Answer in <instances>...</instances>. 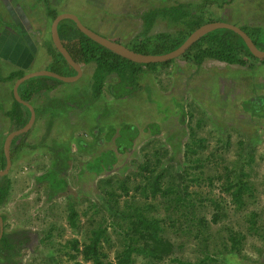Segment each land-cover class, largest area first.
I'll return each instance as SVG.
<instances>
[{
    "label": "rangeland",
    "instance_id": "rangeland-1",
    "mask_svg": "<svg viewBox=\"0 0 264 264\" xmlns=\"http://www.w3.org/2000/svg\"><path fill=\"white\" fill-rule=\"evenodd\" d=\"M43 1L0 0V148L12 128L11 118L4 115V111L12 106L14 100L12 82L4 81L1 76L8 75L16 66L22 67L14 50L16 47L20 48V45L31 50L30 54H23L27 56V60L23 59L27 62L26 71L50 70V56L45 47L52 45V19L47 2ZM202 1L50 0L48 3L58 14L73 13L89 29L129 47L131 40L143 31L141 14L144 11L176 3L196 7ZM207 8L212 9L208 14H212V18L217 21L229 22L239 27L243 23L264 27V0H232L221 7L209 4ZM182 27L158 19L149 35L162 31L175 33ZM35 32H41L40 42H37L39 37L33 35ZM3 47H6L5 50ZM3 54L6 56L2 57ZM252 60L255 62L251 67L230 66L211 59L196 67L176 58L165 68L142 74L138 80L141 88L127 92L131 93L129 100L118 99L113 103L108 87L120 89L123 85L119 84V78L115 74L109 75L104 89L105 96L93 101L92 72L95 64L91 62L83 66L82 76L77 81L61 82L51 92L45 90L35 94L30 103L36 111V119L23 142L27 145L37 144V147L21 152L12 165L8 174L12 179L10 196L0 210V214L6 217L7 232L25 231L30 236L29 242L13 257L20 259L22 264H47V252L51 244L45 246L41 242L49 226L53 224L65 227V238L74 233L65 220L67 210L64 193L78 194L77 201H81L82 197L97 198L98 179L107 175L123 177L137 171L136 164L142 163L144 159L142 147L149 145L151 148V145H155V148L162 151L168 149L169 156L173 155L174 159H163L164 165L169 161L174 164L186 161L188 164L184 158V144L189 141L185 114L191 111L194 116L193 121L189 122L191 125H195L198 118L202 119L201 126L195 128V138L203 139L205 148L197 147L198 155L204 158L213 152V158L221 171L224 165L231 169L236 163L243 164L248 173L246 180L253 184L254 197L248 200V210H256L259 214L257 226L262 234L250 231L246 221L223 219L220 228L233 225L234 229L245 234L242 253L247 257L230 255L229 262L264 264V96L261 93L264 91V61ZM65 71L67 76L74 75L70 69ZM45 79L47 76L32 78L31 86L40 84ZM103 99L106 103H100ZM40 113L48 114V119L39 121ZM122 122L127 123L128 127H135V135L126 127L123 128ZM94 125H101L104 134L97 132ZM120 127L118 140L124 144L117 146L113 139L118 135L116 128ZM86 129L89 133H86ZM91 131H96V136H91ZM131 134L132 140L129 141ZM76 137H82L85 145L78 146ZM67 145L73 160L65 173H60V176L68 178L67 188L64 193H56L50 198L47 188L51 180L47 174L53 170L52 157L55 151H62V146ZM247 145H252L253 148V161L249 165L245 161V154L249 151ZM108 151L114 153L115 159L110 168L103 169L101 174H94L84 168L88 162L96 164V169L105 166L104 162L112 156L110 152V156L107 155ZM202 188L204 191L209 190L207 184H203ZM212 193L218 197V185ZM139 200L143 201L144 197ZM147 200L160 202L159 197L155 200L149 197ZM24 201L34 202L30 213L33 218L39 217L29 225H23L17 219L24 211L18 206ZM86 204L87 201L78 208ZM75 235L81 237L79 234ZM179 241L175 240V243ZM194 249L195 244L192 242L190 247L176 249L175 253L192 259L196 253L192 252ZM53 251L61 258L57 264H73L66 255ZM110 258L113 260L112 255ZM79 261L81 264H91Z\"/></svg>",
    "mask_w": 264,
    "mask_h": 264
},
{
    "label": "trees",
    "instance_id": "trees-1",
    "mask_svg": "<svg viewBox=\"0 0 264 264\" xmlns=\"http://www.w3.org/2000/svg\"><path fill=\"white\" fill-rule=\"evenodd\" d=\"M44 1L47 2L49 16L54 19L57 11L49 7L48 0ZM231 1L203 0L196 7L187 3H176L148 9L141 14L143 31L131 40L129 48L144 54L167 53L181 45L189 34L202 24L217 21L212 18V14H208L209 10H212L207 8L209 4L221 7ZM158 19L183 27L175 33L162 31L149 35ZM243 24L240 28L259 49L264 50V27ZM58 31L64 46L75 61L83 64L94 62L93 101L98 100L104 92L109 75L115 74L119 78V84L123 85L120 88L122 92L118 89V94L133 92L141 88L138 80L142 74L165 68L175 60L150 64L132 62L88 38L70 20L61 21ZM48 52L52 55V71L66 75L65 69H70L75 73L53 43L48 46ZM178 58L196 67H200L207 59L224 62L230 66L248 67L255 62L252 58L264 61L250 53L237 33L224 28L205 34ZM24 73L23 70L12 71L2 79L13 81ZM47 79L34 86H31L30 79L20 85L21 97L30 102L35 94L53 89L61 83L51 77ZM116 90L117 87L110 89L111 92ZM7 114L15 128L24 126L29 119V111L15 99ZM185 115L189 141L184 144V158L188 164L186 161L171 163L174 156H169L168 149L162 151L155 148V145H151V148L146 145L142 147L144 159L142 163L136 164L137 171L131 174L133 176L107 175L98 179L97 198L82 197L81 201H77L78 194L64 193L68 178L60 176V173H65L73 156L69 154L68 145L62 146V151H55L52 157L53 170L47 174L51 180L47 190L50 191V198L59 192L65 194V220L68 227L81 237L73 233L65 238V227L50 225L41 242L45 246L51 244L47 252V264H57L61 259L53 250L66 255L73 264H81L79 260L91 264H230V255L247 257L242 253L244 232L234 229L233 225L226 226L225 229L219 226L223 219L243 220L248 223L247 228L250 231L262 234L257 226L259 214L256 210H248V200L254 197L253 184L246 180L248 173L243 164L236 163L238 168L233 165L231 169L224 165L221 171L213 158V152L204 158L198 155L196 148H205L203 139L195 138V128L201 126L202 119L198 118L196 124L191 125L189 122L193 121V112L188 111ZM48 116L46 113H40L39 121L48 119ZM49 127L46 128L47 132ZM77 145L83 146L80 142ZM12 147L16 154L18 151L24 153L35 149L37 144L27 145L21 141ZM246 147L250 151L245 154V161L249 165L253 161V148L252 145ZM109 152V160L103 161L105 166L96 169V164L91 165L92 163L88 162L84 168L94 174H101L103 169L110 168L115 160L113 153ZM0 153L1 165L4 166L1 148ZM165 158L170 160L166 165L163 163ZM15 160H12V163ZM203 184L209 186L208 191L203 190ZM192 185L197 187L193 188ZM217 185L219 195L215 197L212 192ZM11 188L12 179L8 175L0 176V210L9 199ZM140 197H144V200L140 201ZM149 197L154 200L159 197L160 202H148ZM86 201L84 207L78 208ZM33 206L34 202L32 204L30 201H24L18 206L24 209L22 214L17 216L23 225H29L32 220L39 218L31 216ZM2 217L4 232L0 240V264H22L20 259L13 256L19 254L21 248L29 242L30 236L24 233L25 231L7 232L6 217ZM175 240L180 241L175 243ZM192 242L195 244L192 252H196L192 259L175 253L176 249L190 247ZM197 246L200 253L196 251Z\"/></svg>",
    "mask_w": 264,
    "mask_h": 264
},
{
    "label": "water",
    "instance_id": "water-1",
    "mask_svg": "<svg viewBox=\"0 0 264 264\" xmlns=\"http://www.w3.org/2000/svg\"><path fill=\"white\" fill-rule=\"evenodd\" d=\"M64 20H70L81 33H83L84 35H86L88 38L98 43L99 45L103 46L104 48L112 51L113 53L127 60L139 64L162 63L176 59L181 55H183L195 42H197L205 34L221 28L229 29L237 33L243 39L248 50L254 57L258 59H264V50L259 49L252 41L250 36L244 30H242L239 26H236L232 23L225 21H212L202 24L200 27H198L193 32H191L181 45H179L177 48L167 53L144 54V53L136 52L131 48L127 47L126 45L119 43L118 41L104 37L94 32L93 30L86 27L80 21L78 16L73 13H69V12L59 13L57 16H55V18L52 20L51 23V40L54 47L63 56V58L65 59L67 64L73 69L75 74L67 76V75L59 74L52 70H38L34 72H27L21 77H18L14 81L13 90H12L13 97L19 104H21L25 109L29 111V119L24 126L16 129L15 131H12L5 139L3 146L5 166L3 169H0V176L6 175L9 172V169L11 168L12 159L10 156V147L12 140L18 136H24L31 129L36 117V113L33 105L28 101L24 100L20 96L19 93L20 85H22L24 82L28 81L29 79L40 76L51 77L61 82H67V83L74 82L82 76L83 69L81 67V64L72 58V56L64 46L59 35L58 24ZM3 232H4V221L2 215H0V240L3 236Z\"/></svg>",
    "mask_w": 264,
    "mask_h": 264
},
{
    "label": "flooded vegetation",
    "instance_id": "flooded-vegetation-1",
    "mask_svg": "<svg viewBox=\"0 0 264 264\" xmlns=\"http://www.w3.org/2000/svg\"><path fill=\"white\" fill-rule=\"evenodd\" d=\"M49 2H50V0H48ZM43 2H45V1H43ZM170 6V5H169ZM49 7L51 8V6L49 5ZM48 8V7H47ZM51 9H53V8H51ZM55 10V9H54ZM147 11V10H146ZM57 15H58V13H57ZM56 15V16H57ZM55 18V17H54ZM53 20V19H52ZM10 38V37H9ZM40 38V37H39ZM38 38V41L37 42H40V40H42V38L41 39H39ZM10 39H13L14 40V38H10ZM22 39H24L25 40V37H22ZM16 42H17V40H15ZM15 42V43H16ZM45 44V43H44ZM43 44V45H44ZM51 44H52V40H51ZM21 47L20 48H17L16 47V49L14 50V55L15 56H18V59H19V61H21V63H22V67L21 66H16V68H15V71H18V70H23L24 72H25V70H24V67L26 66V64H27V62L26 61H23L22 59L23 58H25L26 60H27V56H25V55H23V54H25V52H24V48H25V46H23V45H20ZM6 48V47H5ZM5 48L3 47L2 49L3 50H5ZM9 49V48H8ZM45 51L48 53V55H50V64H51V62H52V55L48 52V46L47 47H45ZM1 52H2V50H1ZM27 52V51H26ZM4 53V52H3ZM31 53V52H30ZM29 52H28V54H30ZM6 55L5 54H3V56L2 57H5ZM22 56V58H20ZM29 58V57H28ZM30 59V58H29ZM49 64V65H50ZM81 64V67H82V69H83V66L84 65H88V64H83V63H80ZM90 64V63H89ZM50 70H52L51 69V66H50ZM11 73V72H10ZM9 73V74H10ZM25 74V73H24ZM75 74V73H74ZM7 75H3V76H1V77H6ZM81 78V77H80ZM108 78V77H107ZM106 78V79H107ZM16 80V79H15ZM4 81H7V80H4ZM10 81V80H9ZM14 81V80H13ZM77 81V80H76ZM25 83V82H24ZM14 85V84H13ZM58 86V85H57ZM56 86V87H57ZM56 87L55 88H53V89H56ZM105 87H106V82H105V86H104V89H105ZM115 87V86H114ZM20 88V87H19ZM109 89H107L108 91H109V93L113 96V100L111 101V103H113V102H115L116 100H118V99H128L129 100V96L131 95V93H123V94H118L119 93V88H117V90L116 91H114V92H111L110 91V89L111 88H113V86H109L108 87ZM128 88H130V86H128ZM53 89H49L48 91L49 92H51V91H53ZM119 89V90H118ZM12 90H13V88H12ZM43 92L45 91V90H42ZM41 91V92H42ZM112 91H113V89H112ZM105 92V91H104ZM104 92L102 93V95L101 96H105V94H104ZM107 92V91H106ZM118 94V95H117ZM13 95V94H12ZM115 95V96H114ZM21 96V95H20ZM130 99H131V97H130ZM102 102H105L106 103V100L105 99H103V100H101V102L100 103H102ZM30 103V102H29ZM13 107V104H12V106L10 105V107L7 109V110H5L4 111V115H6V116H9L7 113H8V111H10V109ZM107 108V107H106ZM115 108H118V107H115ZM36 113V112H35ZM69 114H71V113H69ZM35 119H36V117H35ZM12 122V121H11ZM35 122V121H34ZM129 123V122H128ZM34 124V123H33ZM12 128H11V130L9 131V133H8V135L12 132V131H15L16 129H18V128H15V126L13 125V122H12ZM95 126V125H94ZM122 126H123V128L124 127H126V129L127 130H130L132 133L134 132V135H135V127H133L132 126V128L131 127H128L127 126V123H124V122H122ZM121 126V127H122ZM32 127H33V125H32ZM31 127V128H32ZM121 127L120 128H116V131H117V137L115 138V140L113 139V141L115 142V143H117V146H121V145H123L124 143H122V142H120L119 140H118V138H119V131H120V129H121ZM90 128H93V126L92 127H90ZM94 128H97L98 129V131L97 132H99V133H103L104 134V129H102V126L100 125H96ZM113 128V127H112ZM84 129V128H83ZM83 129H82V131H83ZM114 129V128H113ZM31 130V129H30ZM29 130V131H30ZM29 131L24 135V136H18V137H16V138H14L13 140H12V143H11V147H10V156H11V159L12 160H15V159H17L19 156H20V154H21V152L20 151H18L16 154L14 153V147H12L14 144H20L21 143V141H23L24 139H25V137H26V135L29 133ZM87 131V132H86ZM86 133H89L88 132V130L86 129ZM113 131V130H112ZM96 132V131H95ZM95 132H93V131H91L90 132V135L91 136H96V134H95ZM7 135V136H8ZM98 135V134H97ZM107 135V134H106ZM5 136H6V134H5ZM71 137H72V135H71ZM73 138V137H72ZM76 138H78V139H76V144L78 143V142H80L82 145H85V143H83L84 141H82L81 139H82V137H76ZM128 139H129V141H131L132 140V134H131V136H130V138L128 137ZM4 142H5V139H4ZM4 142H3V146H4ZM126 146H128V144H125ZM3 146L1 145V151H2V155H3ZM109 152V151H108ZM112 152V151H111ZM113 153V152H112ZM1 154V153H0ZM17 154H18V157L16 158V156H17ZM114 154V153H113ZM16 155V156H15ZM3 159H4V155H3ZM16 161V160H15ZM14 164V162L12 163V165ZM12 165H11V167H12ZM5 166V165H4ZM4 166H2L1 165V161H0V169H3L4 168ZM10 171H11V168L9 169V172L6 174V175H8V174H10ZM5 176V175H4ZM1 215V214H0ZM3 221H4V219H3Z\"/></svg>",
    "mask_w": 264,
    "mask_h": 264
},
{
    "label": "crops",
    "instance_id": "crops-1",
    "mask_svg": "<svg viewBox=\"0 0 264 264\" xmlns=\"http://www.w3.org/2000/svg\"><path fill=\"white\" fill-rule=\"evenodd\" d=\"M33 35H37L38 37H40L39 39H41V32H39V33H33ZM27 51V52H26ZM24 52H25V54H28V52L30 53L31 52V50L26 46L25 48H24ZM50 56V55H49ZM20 58H22V56L20 57ZM23 59H25V58H23ZM22 59V60H23ZM19 60V59H18ZM49 61H50V59H49ZM251 67V66H250ZM24 70H25V67H24ZM12 71H15V69L14 70H12ZM11 71V72H12ZM30 70H25V73H27V72H29ZM5 76V75H4ZM15 81V80H14ZM14 81H10V82H12V85L14 84ZM54 90V89H53ZM261 93H262V95L264 96V91H261ZM8 109V108H7Z\"/></svg>",
    "mask_w": 264,
    "mask_h": 264
}]
</instances>
